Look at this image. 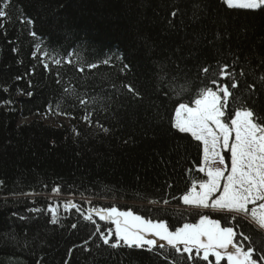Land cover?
<instances>
[{
	"label": "trees",
	"instance_id": "1",
	"mask_svg": "<svg viewBox=\"0 0 264 264\" xmlns=\"http://www.w3.org/2000/svg\"><path fill=\"white\" fill-rule=\"evenodd\" d=\"M4 4L0 264H192L171 248L104 245L100 236L110 226L84 216L110 207L170 230L201 214L221 219L251 237L238 241L251 244L254 258L264 255V231L247 218L185 209L180 198L206 180L198 171L203 147L172 127L180 103L192 106L205 87L233 80L226 116L249 107L264 117V10L231 9L222 0H0V9ZM225 65L227 79L219 74ZM42 117H66L71 125ZM69 201L77 208L66 209Z\"/></svg>",
	"mask_w": 264,
	"mask_h": 264
},
{
	"label": "snow or ice",
	"instance_id": "2",
	"mask_svg": "<svg viewBox=\"0 0 264 264\" xmlns=\"http://www.w3.org/2000/svg\"><path fill=\"white\" fill-rule=\"evenodd\" d=\"M224 3L233 9L264 10V0H224ZM7 6L4 4L0 9V19L6 17L3 9ZM171 15L174 17L176 13L172 12ZM201 71L208 73L209 68L203 67ZM219 74L223 79L231 75L226 65L220 68ZM260 79L264 81V76ZM237 87L235 80L230 86H218L217 90L205 87L199 93V98L194 100V107L180 103L175 109L172 127L190 134L203 146V164L198 171L207 177L198 186L193 183L180 199L190 208L219 212L221 218L247 217L259 230H264V117L249 107H240L226 116L229 99L234 96L230 89ZM128 91L138 95L130 86ZM224 153H230V164ZM59 191V188L54 189L56 193ZM69 207L77 208V205L69 201L65 208ZM49 211L52 213L51 222L57 223L56 210L52 208ZM93 214L115 225L114 231L100 236L103 244L111 248L127 246L152 250L167 245L182 257L186 254L192 264L197 260L208 262L210 257L215 258V264L225 260L227 264L264 262V255L254 258L256 250L251 244L245 247L238 241V236L243 241H251L250 236L237 233L233 227H222L221 219H212L208 215H200L198 223H184L182 227L170 230L164 221L153 222L135 215L131 210L120 211L117 207L91 209L84 220L95 223Z\"/></svg>",
	"mask_w": 264,
	"mask_h": 264
},
{
	"label": "rangeland",
	"instance_id": "3",
	"mask_svg": "<svg viewBox=\"0 0 264 264\" xmlns=\"http://www.w3.org/2000/svg\"><path fill=\"white\" fill-rule=\"evenodd\" d=\"M46 124L48 125H51V126H55V127H60L61 125H64V126H70L71 125V122L68 118L66 117H58V118H54V117H42L41 118ZM23 122V121H22ZM228 154V156L230 157V153H224L225 157L226 155ZM203 164V163H202ZM218 166V165H217ZM205 178L207 179L206 175L204 174ZM198 186V185H197ZM197 190H199V188L197 187ZM219 193H217L218 195ZM215 198V197H214ZM183 203V202H182ZM259 203V202H258ZM184 205V204H183ZM185 206V209L189 212H193L194 210H197V209H193V208H190L189 206ZM249 207L251 208L252 205H249ZM200 211L201 213L203 212H209V214H220L219 212H214L212 211L211 209H207V210H198ZM203 215V214H201ZM247 218V217H245ZM249 220V218H247ZM98 223H102V224H109L110 226V230L114 231L115 229V225L111 224V223H106V222H100V220H97ZM199 222V218L197 219V221L195 223H198ZM254 224V223H253ZM264 231V230H263ZM159 243H164L163 241H160ZM210 260H213L215 261V258L214 257H210L209 258ZM225 262L227 263V261L225 260Z\"/></svg>",
	"mask_w": 264,
	"mask_h": 264
}]
</instances>
